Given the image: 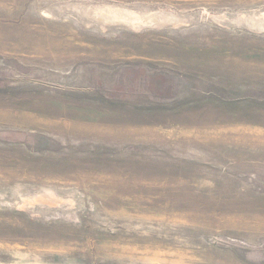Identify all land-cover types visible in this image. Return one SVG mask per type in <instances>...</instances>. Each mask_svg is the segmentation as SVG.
Wrapping results in <instances>:
<instances>
[{"label":"rangeland","instance_id":"1","mask_svg":"<svg viewBox=\"0 0 264 264\" xmlns=\"http://www.w3.org/2000/svg\"><path fill=\"white\" fill-rule=\"evenodd\" d=\"M0 264H264V0H0Z\"/></svg>","mask_w":264,"mask_h":264}]
</instances>
